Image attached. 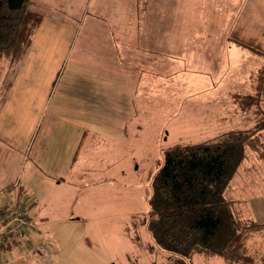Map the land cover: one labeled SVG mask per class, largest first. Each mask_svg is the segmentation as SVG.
<instances>
[{
	"label": "rangeland",
	"instance_id": "obj_1",
	"mask_svg": "<svg viewBox=\"0 0 264 264\" xmlns=\"http://www.w3.org/2000/svg\"><path fill=\"white\" fill-rule=\"evenodd\" d=\"M44 3L38 41L17 63L0 64V183H15L0 205L27 188L35 239L56 246L55 264H173L140 225L150 179L167 147L248 127L231 93L250 90L264 57L228 36L243 26L264 42V0ZM112 30L124 36L122 51L140 47L134 75L106 72L127 59L107 38ZM129 34L144 42L129 43ZM80 126L85 145L67 174L50 146L62 134L56 143L71 137L74 151ZM233 186L246 216L264 222V161L253 155ZM190 264L224 261L195 255Z\"/></svg>",
	"mask_w": 264,
	"mask_h": 264
},
{
	"label": "trees",
	"instance_id": "obj_2",
	"mask_svg": "<svg viewBox=\"0 0 264 264\" xmlns=\"http://www.w3.org/2000/svg\"><path fill=\"white\" fill-rule=\"evenodd\" d=\"M43 4L44 0H0V64L13 65L25 56L43 22ZM228 38L240 49L264 57V42L247 35L243 26ZM249 80L250 90L231 93L248 127L231 128L204 142H177L157 160L147 190L148 211L140 225L159 256L167 253L173 264H190L195 255L219 256L224 264H264V222L246 216L233 186L253 155L264 161V61L250 72ZM29 220L33 228L30 216ZM25 240L33 247L26 248ZM19 243L35 254L34 248L49 242L7 237L0 252Z\"/></svg>",
	"mask_w": 264,
	"mask_h": 264
},
{
	"label": "crops",
	"instance_id": "obj_3",
	"mask_svg": "<svg viewBox=\"0 0 264 264\" xmlns=\"http://www.w3.org/2000/svg\"><path fill=\"white\" fill-rule=\"evenodd\" d=\"M71 6H72V4L70 3L69 7H71ZM117 26H115V27H117ZM39 30H40V28H39ZM39 30H38V32H39ZM38 32L35 35V42L38 41V37H39ZM110 33H111V36H108L107 38H110V39L113 38V40L111 39L113 44H114L113 48H115V51H116L118 57L120 58L119 60H121V58H124V60H125V58H127L126 60H128V62L125 60L124 62H126V65L120 64L121 69H113L112 67H108V68H106L107 69L106 72H111V71L115 70V71H119L120 74H129V75L132 74V75H134V73H137V72H136L135 68L133 67V64L130 62V60H131V57H134V54H136L138 51H141L140 47L136 45L132 48H127L126 50L122 51L120 46L118 45V43L124 42V40H123L124 36L122 34L115 33L114 30H112V32L110 31ZM137 36L138 35H135V34L134 35L129 34L127 41L129 43L134 42V41H136V43L144 42L143 38L140 39L141 36H138V38H137ZM148 41H146V42H148ZM151 51H152V49H151ZM115 58L113 60H115ZM61 135L56 137L55 142L52 141L50 148H51L52 152L56 155L57 160L63 161L66 164L65 170H66L67 174L71 173L72 171L74 174V169L77 165L79 154L82 150V147L85 145L86 132H85V129L80 126L79 133H78V135L75 139V143H74L75 144L74 151H72L71 148H69L70 145L72 144L71 143V137L70 138L67 137V139L62 144L56 143V141L59 139V137ZM40 150H41L40 154H42V152L44 150L41 148H40ZM0 151H2V153H4V154H7L6 150H1V148H0ZM41 157L42 156L40 155L39 158L41 159ZM12 180L13 179H11L10 182L0 183V194L8 192L7 190L12 188L15 185V183H12ZM26 189L27 188H24L23 186L20 187L16 200L13 198L10 199L11 196L9 195L8 196L9 199L5 200L0 205V212L11 207V206H13L14 204H16L19 201V199L21 197H23V195L21 196L22 191H26V193H27ZM32 198H33L32 203L29 206L27 204V207L29 210H33L34 207L36 206V203H37V202H35V197L33 196ZM29 216H30L31 221L34 224V226H33V228L31 227V230L29 231L28 236L34 243H36V244L38 242L40 243L43 240L35 239V233H34L35 230H37V224L38 223L35 220V218H37V216L35 215V217H34V216H31L30 214H29ZM43 242H46V241H43ZM47 242L51 243L53 246V248L47 252L48 253L52 252V253L47 254V252H45L43 254H38V253L30 254L29 251L19 243L16 246L10 247L8 249V251H6V252H4V251L0 252V264H21L22 262H24L25 264H28V263L29 264H55L52 260H54V258L56 259L58 251L53 252V251H55L56 246L50 241H47ZM25 255H26V257H24ZM20 259H22V260L19 261ZM56 264H57V260H56Z\"/></svg>",
	"mask_w": 264,
	"mask_h": 264
},
{
	"label": "built area",
	"instance_id": "obj_4",
	"mask_svg": "<svg viewBox=\"0 0 264 264\" xmlns=\"http://www.w3.org/2000/svg\"><path fill=\"white\" fill-rule=\"evenodd\" d=\"M25 195L21 197L13 207L5 209L0 212V246H2L5 238H17L28 237L30 227L29 209L27 203L25 204ZM25 247L32 248L33 244L30 240H25ZM53 246L49 243H41L34 248V253L43 254Z\"/></svg>",
	"mask_w": 264,
	"mask_h": 264
}]
</instances>
